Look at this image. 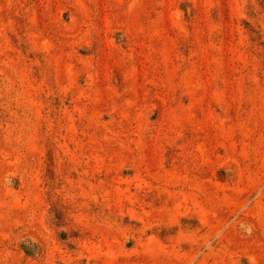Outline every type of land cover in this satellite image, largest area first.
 <instances>
[{
  "label": "rangeland",
  "instance_id": "374dc122",
  "mask_svg": "<svg viewBox=\"0 0 264 264\" xmlns=\"http://www.w3.org/2000/svg\"><path fill=\"white\" fill-rule=\"evenodd\" d=\"M0 264H264V0H0Z\"/></svg>",
  "mask_w": 264,
  "mask_h": 264
}]
</instances>
